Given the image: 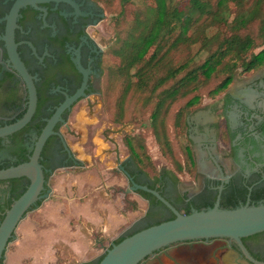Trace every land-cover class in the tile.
<instances>
[{
    "label": "flooded vegetation",
    "instance_id": "1",
    "mask_svg": "<svg viewBox=\"0 0 264 264\" xmlns=\"http://www.w3.org/2000/svg\"><path fill=\"white\" fill-rule=\"evenodd\" d=\"M104 17L95 0H0V129L24 118L30 108L32 89L37 99L31 121L20 131L0 138V168L29 161L48 121L67 100L83 90L84 94L61 114L54 127L55 134L47 140L40 161L50 177L58 169L81 164L63 132L70 130L68 121L80 106L85 105L92 111L97 99L102 100L101 87L107 68L104 57L110 50L106 39L98 32ZM263 71L264 68L241 77L245 82L240 89L242 93H232L241 82L235 79L233 86L215 101V105L200 107L187 116L188 146L199 176L203 178V188L195 196L182 191L170 194V189L177 185L168 180L163 196L175 204L179 212L184 213L179 197L185 194L188 204L206 191L219 194V188L223 186L222 193H226L228 186L234 185L247 190V203L251 204L253 191L264 188ZM232 114L237 119L235 127L230 122ZM116 153L119 172L127 179L129 187L132 180L139 185L151 183L142 179L144 171L137 169L131 157L130 161L122 162L118 149ZM226 160L230 162L229 166ZM198 163L202 165L201 169ZM218 165L223 169L224 177H221ZM0 184L7 185L6 197L0 195L1 217L8 202L13 200L11 190L18 185L8 181H0ZM47 186L45 184L44 193L50 191ZM145 201L148 211L126 233L173 218L169 209L158 205L150 207ZM242 242L252 259L264 263V232L244 238ZM161 254H167L162 261ZM153 259L157 260L154 264H229L236 260L255 264L237 242L229 239L171 245L155 253L144 264Z\"/></svg>",
    "mask_w": 264,
    "mask_h": 264
},
{
    "label": "trees",
    "instance_id": "2",
    "mask_svg": "<svg viewBox=\"0 0 264 264\" xmlns=\"http://www.w3.org/2000/svg\"><path fill=\"white\" fill-rule=\"evenodd\" d=\"M119 4L121 16L126 15L127 7L136 8L125 36L120 30L115 48L111 50L113 62L105 72L103 106L107 111L112 109L114 121L119 124L130 122L126 120L128 108L136 103L140 104L144 114L150 111L153 134L173 170L157 172V177L144 185L163 196L168 180L177 185L179 174L195 171L196 176L197 169L188 145L181 154L183 161L175 159L170 122L174 131L179 130L187 137V116L198 109L204 99L224 95L233 86L237 72L245 75L264 68V0H119ZM232 5L234 15H230ZM229 16H233L232 20ZM194 47H198L196 53H193ZM202 54L205 55L203 60ZM136 140L139 141L134 137L126 138L125 145L131 158L140 165L143 160L138 156V144L144 147L145 144ZM49 178L50 174L45 173L46 186ZM8 182L16 183L18 187L11 190L13 200L3 210L0 221L29 186L26 178ZM228 188L222 193L221 209L233 210L247 204V190L234 185ZM137 193L149 202L150 207L166 208L153 195L141 190ZM217 195V192L206 191L188 204L187 195L180 196L183 214L214 207ZM42 203L39 201L31 211ZM262 203L264 188L251 195V205ZM176 209L179 211L178 207ZM162 222L156 221L145 228ZM139 231L128 232L113 243L119 244ZM103 258L104 254L94 262L82 264H99ZM0 264H5L4 259Z\"/></svg>",
    "mask_w": 264,
    "mask_h": 264
},
{
    "label": "rangeland",
    "instance_id": "3",
    "mask_svg": "<svg viewBox=\"0 0 264 264\" xmlns=\"http://www.w3.org/2000/svg\"><path fill=\"white\" fill-rule=\"evenodd\" d=\"M95 1L105 14L98 32L110 47L104 57L105 67H108L113 62L111 50L115 48L117 34L122 30L125 36L136 7H127L126 15L121 16L119 0H104L107 4ZM234 13L235 7L232 5L230 15ZM229 18L232 20L233 16ZM197 51L198 47H194L193 53ZM201 57L203 60L205 55L202 54ZM242 76L237 72L235 79L241 82L233 88L232 93H242L240 89L245 83ZM104 87L105 75L102 93ZM222 96L206 98L200 107L215 105V101ZM97 101L92 111L85 105L80 106L68 121L70 130L64 129L63 132L76 160L81 164L58 169L52 174L48 182L49 199L31 211L20 223L15 238L8 247L5 264L94 262L104 254L99 242L109 246L144 217L148 211L147 202L137 194H126L129 183L119 172L117 149L122 162L130 161L131 157L125 145L126 138L134 137L145 144L144 147L136 140L139 143L138 156L143 160V164L137 165V169H143V180L151 181L163 169L173 170L153 134L150 111L144 114L140 104L136 103L128 108L126 120L130 122L119 124L114 121L112 109L107 111L103 100ZM236 121V116L232 114L230 122L233 127L236 126ZM170 138L175 159L183 161L181 154L190 143L185 134L173 130L172 122ZM222 151L226 152L224 149ZM229 163L226 160L228 166ZM193 172L179 174L177 187H172L169 193L182 191L191 196L200 193L203 178L199 176L197 169L196 176ZM6 189V184H0V195L3 198L6 197Z\"/></svg>",
    "mask_w": 264,
    "mask_h": 264
},
{
    "label": "water",
    "instance_id": "4",
    "mask_svg": "<svg viewBox=\"0 0 264 264\" xmlns=\"http://www.w3.org/2000/svg\"><path fill=\"white\" fill-rule=\"evenodd\" d=\"M19 68H21L19 66ZM83 90L65 102L56 114L48 121L47 126L38 138L32 156L26 163L0 169V181H10L26 178L29 181L27 190L16 199L11 207L6 211L3 220L0 222V263L5 259L7 250L13 239L17 228L23 219L31 212L39 201L49 199L50 191L45 192V171L41 164V154L47 140L55 134L54 127L60 119L61 114L70 105L83 95ZM36 94L32 89L31 104L23 119L17 123L0 129V138L9 136L23 129L32 119L36 110ZM120 161V160H119ZM199 169L202 165L198 163ZM221 177H224L223 169L218 165ZM132 186L126 194L136 193L141 190L153 195L175 216L174 219L164 221L160 224L145 228L129 237H126L119 244L110 243L105 246L99 242L104 252V258L99 264H144L155 253L183 242L229 239L238 243L246 257L255 264H264L252 259L245 248L242 239L264 232V203L255 206L249 202L233 210L221 209V193L223 186L219 188L214 207L204 211H193L189 215L179 212L157 190L146 185H139L133 180ZM167 254L160 256V261L164 260ZM157 260H150L149 264L156 263ZM229 264H249L242 260L232 261Z\"/></svg>",
    "mask_w": 264,
    "mask_h": 264
},
{
    "label": "crops",
    "instance_id": "5",
    "mask_svg": "<svg viewBox=\"0 0 264 264\" xmlns=\"http://www.w3.org/2000/svg\"><path fill=\"white\" fill-rule=\"evenodd\" d=\"M261 76L264 77V71L261 73ZM243 87V86H242ZM135 194V193H134ZM143 199V198H142ZM145 201V200H144ZM146 202V201H145ZM123 236V235H122ZM102 256V255H101Z\"/></svg>",
    "mask_w": 264,
    "mask_h": 264
}]
</instances>
